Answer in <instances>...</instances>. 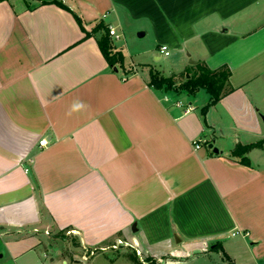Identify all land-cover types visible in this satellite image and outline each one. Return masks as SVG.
I'll return each instance as SVG.
<instances>
[{"label":"crops","instance_id":"obj_1","mask_svg":"<svg viewBox=\"0 0 264 264\" xmlns=\"http://www.w3.org/2000/svg\"><path fill=\"white\" fill-rule=\"evenodd\" d=\"M58 1L68 8L0 0V264H195L179 256L210 251L221 264H264V145L247 162L232 154L264 142V102L252 96L264 0ZM100 21L151 31L176 56L177 81L198 62L228 65L235 89L204 111L207 91L153 87L154 69L123 47L134 71L112 67L103 31L86 35ZM118 238L145 262L127 247L82 257Z\"/></svg>","mask_w":264,"mask_h":264},{"label":"trees","instance_id":"obj_2","mask_svg":"<svg viewBox=\"0 0 264 264\" xmlns=\"http://www.w3.org/2000/svg\"><path fill=\"white\" fill-rule=\"evenodd\" d=\"M52 1L68 8L66 5L62 4L61 1ZM75 16L80 24H82L81 17L77 13H75ZM98 31H103L98 38V44L110 65L112 67L117 66L123 68L126 74L132 73L134 70L130 71L125 67V57L123 53L120 50H115V45L111 38L108 25L103 21H100L92 31H86V35L90 36ZM187 72L190 73V76L187 77L184 74V78L177 81L174 75L166 76L159 70H152L150 85L158 89L166 88L175 91H186L189 94H196L198 91L204 89L210 94V101L205 105L204 111L235 89L230 82L232 71L228 65L213 69L204 63L198 62L196 64V70L193 73L190 69H187ZM262 145L263 142L261 141L248 144H238L232 154L238 157L242 162H247V153L252 148L261 147Z\"/></svg>","mask_w":264,"mask_h":264},{"label":"rangeland","instance_id":"obj_3","mask_svg":"<svg viewBox=\"0 0 264 264\" xmlns=\"http://www.w3.org/2000/svg\"><path fill=\"white\" fill-rule=\"evenodd\" d=\"M143 31L136 24L130 23L127 24L124 30V34L119 39H115L116 48L123 47L125 50L128 61L135 60L137 65L139 64L144 69H151L159 70L163 74L171 75L174 71L177 70V60L176 56L174 54L166 56L165 54H162L160 50L157 48V44L154 41V37L149 31L146 35L140 36V32ZM118 32L120 33L121 30L118 29ZM112 38V37H111ZM116 50V49H115ZM160 54L161 58L156 59V55ZM138 65V66H139ZM148 66V67H147ZM130 71L135 69V64H131L129 66ZM256 90H253L252 96H254V99L258 101L260 104L264 102V76L262 78L258 79L256 83L253 86ZM260 87V88H259ZM256 91V92H255ZM207 96L206 93H202ZM260 142V141H258ZM263 142V141H261ZM264 145V142H263ZM241 234L231 235V236H240ZM120 251V250H119ZM129 252H119L118 254H128ZM114 251L109 249L107 252H103L98 255L96 258L97 260L103 261L105 257L107 256H113ZM129 255V254H128ZM190 258H187V255L179 256V259L182 261L191 260L194 261L195 264H210V263H217L221 264L225 259L222 258V254L217 251H210L206 254H200L199 256H189ZM244 256L237 259L236 264H246L247 259ZM119 264H130L129 260L126 258V256H120L118 258ZM193 264V263H192ZM233 264V263H230Z\"/></svg>","mask_w":264,"mask_h":264},{"label":"built area","instance_id":"obj_4","mask_svg":"<svg viewBox=\"0 0 264 264\" xmlns=\"http://www.w3.org/2000/svg\"><path fill=\"white\" fill-rule=\"evenodd\" d=\"M109 32H110V35L113 36L115 39H119L122 36V34L119 33L117 31V29L114 28L113 26L109 27ZM160 52L162 54H165L166 56L170 55V50H169L167 45H161L160 46ZM166 99H168V97H166ZM176 104L179 106L185 105L186 106V110H185L186 112H189V111L194 109V106L191 103L190 104H184L182 101H177ZM47 143H48V141L46 138L40 140V145H46ZM196 147L200 148L201 144L199 142H197ZM46 232L49 233V231H46ZM74 232H75V230H72V229L67 231L68 234L74 233ZM241 233H242L241 230H235L232 234L236 235V234H241ZM122 247H127V248L133 249L137 253V255L141 256L142 261L145 262V259L142 256V252H141L140 248L137 247L131 241L125 240L123 238H118L114 243L109 244V245L86 247L84 249L82 257L84 259H88V258L98 254L99 252L106 251L108 249H120Z\"/></svg>","mask_w":264,"mask_h":264},{"label":"water","instance_id":"obj_5","mask_svg":"<svg viewBox=\"0 0 264 264\" xmlns=\"http://www.w3.org/2000/svg\"><path fill=\"white\" fill-rule=\"evenodd\" d=\"M142 35H144V32H141V33H140V36H142ZM191 62L194 63L193 60H192ZM261 117H262V119L264 120V115H261ZM209 146L212 147V148L214 149V151H216V152L219 151V149H218L217 147H214V146H213V143H210Z\"/></svg>","mask_w":264,"mask_h":264}]
</instances>
